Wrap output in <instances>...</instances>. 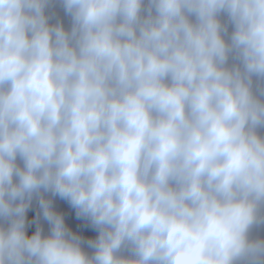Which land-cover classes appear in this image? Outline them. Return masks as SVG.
<instances>
[{"label": "clouds", "instance_id": "clouds-1", "mask_svg": "<svg viewBox=\"0 0 264 264\" xmlns=\"http://www.w3.org/2000/svg\"><path fill=\"white\" fill-rule=\"evenodd\" d=\"M0 264H264V0H0Z\"/></svg>", "mask_w": 264, "mask_h": 264}]
</instances>
